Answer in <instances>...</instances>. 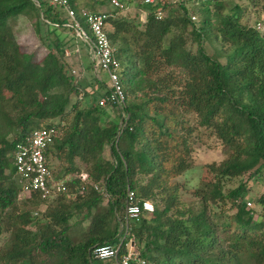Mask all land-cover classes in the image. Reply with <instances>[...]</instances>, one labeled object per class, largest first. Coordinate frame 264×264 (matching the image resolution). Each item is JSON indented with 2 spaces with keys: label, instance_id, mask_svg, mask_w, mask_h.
<instances>
[{
  "label": "trees",
  "instance_id": "obj_1",
  "mask_svg": "<svg viewBox=\"0 0 264 264\" xmlns=\"http://www.w3.org/2000/svg\"><path fill=\"white\" fill-rule=\"evenodd\" d=\"M65 1L75 7L76 0ZM223 1L143 2L144 21L134 23L117 15L110 0H96L112 7L106 36L120 64L124 95L122 104H105L116 111L110 119L97 104L108 94L107 81L95 75L93 83L86 82L82 73L97 70L81 61L79 50L64 52L66 32L75 36L64 10L43 0H0V218L19 196L13 146L31 130L53 129L47 166L55 179L69 176L64 191L45 198L34 192L20 200L32 209L47 205L44 220L34 231L14 230L11 247L0 250V264L13 258L42 264L33 262L29 240H37L34 247L44 253L66 250L70 264H101L92 258V248L117 241L127 190L134 202L153 205L150 213L128 222L147 264H264V191L256 200L261 213L253 220L254 210L245 208L244 182L222 190L224 178L244 173L250 178L264 171V27L258 31L242 23L243 8L234 4L226 10ZM250 2L261 3L264 10V0ZM187 7L200 19L191 18ZM29 14L38 40L40 19L50 35L39 60L20 49L11 30L13 18ZM188 37L193 51L186 46ZM210 39L219 44L212 55L204 50ZM185 113H192L196 125L210 129L228 149L226 158L206 165L209 190H193L197 209L184 206L178 185L167 183L189 166L193 127L185 122ZM104 148L110 159L103 157ZM80 171L102 185L105 194L80 182L75 176ZM106 196L104 211L93 214L86 234L71 242L67 230L74 211L84 207L87 218ZM24 213L17 217L22 223L34 219Z\"/></svg>",
  "mask_w": 264,
  "mask_h": 264
},
{
  "label": "rangeland",
  "instance_id": "obj_2",
  "mask_svg": "<svg viewBox=\"0 0 264 264\" xmlns=\"http://www.w3.org/2000/svg\"><path fill=\"white\" fill-rule=\"evenodd\" d=\"M46 4H48L47 0H43ZM119 4H121L120 8H117V15L124 16L128 20H133L134 23L143 22L145 18L146 11L140 7V4L143 2L159 5L169 2H176V0H117ZM224 8L227 10L234 4H238L243 8L241 12L240 21L247 25L253 26L258 31L263 30L264 21L261 20L262 16H264V10H261V3H258L257 6H252L250 0H225L222 2ZM111 4V3H109ZM109 4L99 5L96 4V0H76L75 7H82L87 10H98V11H111L112 7ZM187 10L190 12V9L187 7ZM191 13V12H190ZM159 16L162 13H157ZM192 14V13H191ZM195 15V16H194ZM190 15L191 18L194 17V20L197 21L200 19L198 14ZM264 18V17H263ZM33 15H18L10 21L11 30L14 35L16 42L18 43L20 49L23 52L33 54L35 60H39L44 53L46 52V48L43 46L50 39V35L47 33V25L42 21V19L38 20V29L40 33V37L42 41L38 40V37L35 33V28L33 25L34 22ZM108 28V26H107ZM66 32V31H65ZM66 36L63 40L66 41V47L64 52L66 54H71L73 49L76 50V45L78 46V50L80 51L81 61L87 66L91 65L90 55L88 52V48L85 44H83L76 36L72 33L66 32ZM52 36V35H51ZM188 36V35H187ZM186 46L189 47L192 51L195 49V45L190 43V38H187ZM219 49V44L216 41H206L204 43V50L207 54H214L215 50ZM219 61L223 62V57H219ZM82 78L86 82L93 83V78L95 75L100 77L103 80L107 81L106 74L104 72H93L91 70H85L82 73ZM102 91V90H99ZM98 97V96H97ZM97 100V99H96ZM81 104H85L81 101ZM98 104V103H97ZM100 106V105H98ZM104 112L108 115V118H115L117 116L115 110L108 109L106 106H103ZM184 119L185 122L193 127V131L191 133V151L188 155L189 166L186 171H183L181 174L168 178L167 183H176L178 185V198L180 202L184 206H191L193 209H197L199 207L198 200L192 194L194 189H203L209 190L210 185H208V180L211 179V175L206 172V165L210 163H219L221 160L226 158L228 154V149L218 140L214 135L211 134L210 129H204L203 127H198L196 125V118L192 113H185ZM118 120V118H117ZM103 157L106 159H110V154L107 148L103 150ZM51 164H53L54 170H57V166H55L56 161L51 160ZM81 170H84L82 165L79 166ZM73 174V173H71ZM72 177L74 176L71 175ZM222 190L226 192L233 187H235L239 182H244L245 191L243 199L245 201V208H250L254 210L252 214V219H258V215L261 213V208L257 205L256 200L258 196L264 191V171L263 173L255 174L252 177L248 178L247 173H244L238 177L230 178V179H222ZM100 192H105L104 190ZM105 194V193H104ZM22 196H18L17 202L14 203V206H11L10 209L3 215L0 219L2 221V229L0 232V250H5L11 247L13 244V232L17 230V228H27L31 231H34L37 227V224L42 222L44 219L41 217V214L46 210L47 205L39 204L34 209L30 208L27 204H22L20 200H22ZM107 196L101 197L100 201L94 204L90 209V216L87 218H83L84 207L79 208L77 211H74L73 215L69 218L68 224L69 228L67 230V234L69 240L73 243L81 239V237L86 234L87 226L89 220L93 214L103 212L106 208ZM248 203V204H247ZM26 210V214L29 217H33L34 219L28 223H22L20 219V215H23ZM214 210H217L214 208ZM9 212V213H8ZM232 210H226L225 214H230ZM10 214V217H8ZM25 214V213H24ZM17 217H20L18 220ZM38 221V222H37ZM22 223V224H21ZM130 223V222H129ZM114 220H110L109 228L113 230ZM6 228V229H5ZM131 226H129L130 230ZM41 229V228H40ZM118 231V226L116 228ZM121 234V228H120ZM119 234V235H120ZM118 235V236H119ZM263 243H264V234L262 235ZM129 239L132 241L134 248H136L134 244L133 237L129 236ZM37 241V240H36ZM36 241L29 240L27 247H32V257L33 262H40L42 264H70L68 263V257L66 255V250L62 249H54L51 252H41L38 248L34 247ZM131 241L129 245H131ZM128 245V244H127ZM128 245V246H129ZM63 254H61V253ZM10 264H27L26 258H13Z\"/></svg>",
  "mask_w": 264,
  "mask_h": 264
},
{
  "label": "built area",
  "instance_id": "obj_3",
  "mask_svg": "<svg viewBox=\"0 0 264 264\" xmlns=\"http://www.w3.org/2000/svg\"><path fill=\"white\" fill-rule=\"evenodd\" d=\"M47 1L64 10L75 31V36L87 46L93 68L106 74L108 94L98 99V105L105 106L107 102L122 104L124 95L118 75L120 64L106 36V19L111 16V12H93L82 7L73 8L65 0ZM110 3L113 8L121 7L117 0H110ZM52 138L53 129L41 127L31 130L14 144L11 152L13 177L19 188V196L27 197L37 192L41 198H45L51 193L66 189L64 183L69 176L55 179L47 166L45 153ZM75 176L80 182L90 185L97 192L104 190L102 185L92 182L86 172L80 171ZM82 191L83 187L80 189V192ZM152 210L153 205L150 201L134 202L132 191L127 190L123 217L119 225L121 234L115 243L93 246L92 258L101 264H147L129 239L128 222L137 220L140 215H147ZM130 241L131 245H129Z\"/></svg>",
  "mask_w": 264,
  "mask_h": 264
},
{
  "label": "crops",
  "instance_id": "obj_4",
  "mask_svg": "<svg viewBox=\"0 0 264 264\" xmlns=\"http://www.w3.org/2000/svg\"><path fill=\"white\" fill-rule=\"evenodd\" d=\"M76 49L78 50V46L76 45ZM90 62H91V60H90ZM91 65H92V62H91ZM93 66V65H92ZM94 69V68H93Z\"/></svg>",
  "mask_w": 264,
  "mask_h": 264
}]
</instances>
